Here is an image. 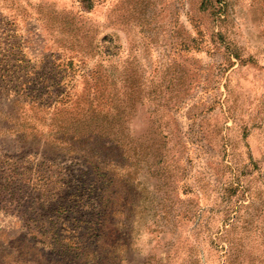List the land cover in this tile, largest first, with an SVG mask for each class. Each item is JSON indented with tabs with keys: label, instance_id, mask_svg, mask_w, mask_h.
Here are the masks:
<instances>
[{
	"label": "rangeland",
	"instance_id": "374dc122",
	"mask_svg": "<svg viewBox=\"0 0 264 264\" xmlns=\"http://www.w3.org/2000/svg\"><path fill=\"white\" fill-rule=\"evenodd\" d=\"M88 7L0 0V264H264V0Z\"/></svg>",
	"mask_w": 264,
	"mask_h": 264
},
{
	"label": "trees",
	"instance_id": "16d2710c",
	"mask_svg": "<svg viewBox=\"0 0 264 264\" xmlns=\"http://www.w3.org/2000/svg\"><path fill=\"white\" fill-rule=\"evenodd\" d=\"M81 2H82V4H84V5H86V7L87 8H90V7H88V2H89V0H81ZM90 130L88 129V131H87V133H86V137H87V140L85 139V140H83L82 141V144H87V146H90V140H93V137H92V135H93V132L91 131V132H89ZM91 133H92V135H91ZM76 134V133H75ZM73 136H74V133H73ZM85 146V145H84ZM52 148H56L55 147V145H52L51 146ZM84 152L85 153H87V151H86V148L84 147ZM133 154H136L135 152L133 153ZM86 156V154L85 155H83L82 157H85ZM102 203H103V201H102ZM94 209V208H93ZM95 210V209H94ZM95 212H96V214H95V216L97 217V219L99 220V221H101V222H106L107 221V218L109 217V208H108V205L106 204V203H104V205L103 204H100L98 207H97V211L95 210ZM103 226V225H102ZM100 227H101V225H100ZM104 227V226H103ZM102 229V228H101ZM97 234H98V241L99 240H102V241H106V231L105 230H101V231H98L97 232Z\"/></svg>",
	"mask_w": 264,
	"mask_h": 264
}]
</instances>
